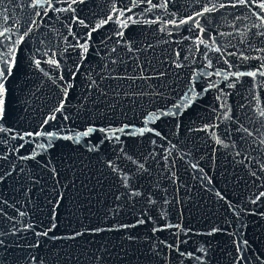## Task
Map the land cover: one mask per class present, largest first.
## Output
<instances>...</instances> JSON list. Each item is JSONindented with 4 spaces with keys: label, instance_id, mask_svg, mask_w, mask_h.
<instances>
[{
    "label": "water",
    "instance_id": "95a60500",
    "mask_svg": "<svg viewBox=\"0 0 264 264\" xmlns=\"http://www.w3.org/2000/svg\"><path fill=\"white\" fill-rule=\"evenodd\" d=\"M261 4L0 0V264H264Z\"/></svg>",
    "mask_w": 264,
    "mask_h": 264
},
{
    "label": "snow or ice",
    "instance_id": "6c2138e0",
    "mask_svg": "<svg viewBox=\"0 0 264 264\" xmlns=\"http://www.w3.org/2000/svg\"><path fill=\"white\" fill-rule=\"evenodd\" d=\"M147 2L148 3H151V0H147ZM236 2L238 4H248L249 3V0H236ZM153 6L155 7V5H153ZM261 7L264 8V4H261ZM121 15H122V13H121ZM86 50L87 49L85 47V51ZM251 75H255V73H251ZM2 76H3V73H0V78H2ZM3 92H4L3 83H2V79H0V97H2ZM2 104H3V100L0 99V105H2ZM57 110H59V109H57Z\"/></svg>",
    "mask_w": 264,
    "mask_h": 264
}]
</instances>
